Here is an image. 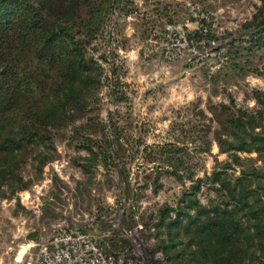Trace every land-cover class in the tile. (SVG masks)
<instances>
[{"label":"trees","instance_id":"16d2710c","mask_svg":"<svg viewBox=\"0 0 264 264\" xmlns=\"http://www.w3.org/2000/svg\"><path fill=\"white\" fill-rule=\"evenodd\" d=\"M127 1L0 0V198L27 190L41 175L54 159L59 131L68 130L69 145L85 154L78 163L83 173L103 166L127 176L126 160L139 148L124 145L112 113L107 121L100 117L103 68L88 52L109 15L125 10ZM260 1L242 24L250 39L243 50L264 48ZM257 73L264 79V68ZM123 85L118 79L108 85L118 101L127 99L117 94ZM251 93L252 108L237 106L231 97L210 102L208 115L197 111L185 140L142 150L149 149L144 159L151 166L144 176H156L154 191L161 186L158 176L190 182L174 205H162L153 224H145L154 229L150 253L160 251L166 264H264V90ZM176 129L184 133L182 125ZM213 144L226 159H215L209 173L196 177L193 158L209 153ZM26 164L34 178L23 176ZM202 187L213 192L205 204L196 197Z\"/></svg>","mask_w":264,"mask_h":264},{"label":"rangeland","instance_id":"374dc122","mask_svg":"<svg viewBox=\"0 0 264 264\" xmlns=\"http://www.w3.org/2000/svg\"><path fill=\"white\" fill-rule=\"evenodd\" d=\"M260 3L128 0L123 3L125 10L116 9L109 15L102 36L88 49L103 68L98 113L103 121L112 113V120L122 127L124 145L139 151L126 160L127 176H117L114 170L103 166L92 167L85 174L78 166L82 162L80 156L85 154L69 145L68 130L57 132L54 159L44 166L41 175L33 176L34 168L26 164L23 176L35 177L33 183L11 198H0V264H24L40 239L58 225L100 234L116 264H166L160 251L150 253L155 244L154 229L145 224H153L162 205H174L190 182L181 184L174 176H158L161 186L154 191L152 182L156 176H144L151 166L144 159L149 149L142 150L154 144L185 140L194 121H198L197 111L208 115L210 102L227 103L231 97L237 106L253 107L252 90H264V79L257 73L264 68V48L242 49L250 40L244 35L242 24ZM197 8L211 13L216 20V34L227 48L228 59L222 70L209 79L203 69L181 62L143 60L140 47L151 28L167 20H191ZM111 67L115 68L114 75ZM114 79L124 84L117 94L124 92L125 101L112 95L108 85ZM175 125H182L184 133L179 129L173 132ZM215 159H226L225 154L218 153L216 144L209 153L196 155V177L209 173ZM212 195V190L202 187L196 197L205 204Z\"/></svg>","mask_w":264,"mask_h":264},{"label":"built area","instance_id":"2783aa9c","mask_svg":"<svg viewBox=\"0 0 264 264\" xmlns=\"http://www.w3.org/2000/svg\"><path fill=\"white\" fill-rule=\"evenodd\" d=\"M211 13L195 9L191 20L164 21L146 34L140 53L143 60L181 62L205 71L211 79L227 63V48L216 34ZM24 264H116L106 251L102 236L77 226L58 225L42 237Z\"/></svg>","mask_w":264,"mask_h":264}]
</instances>
